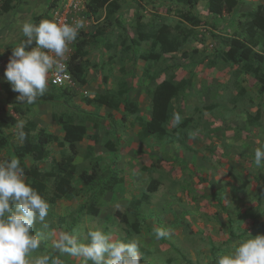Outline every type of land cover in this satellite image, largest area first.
Returning <instances> with one entry per match:
<instances>
[{
	"label": "rangeland",
	"instance_id": "374dc122",
	"mask_svg": "<svg viewBox=\"0 0 264 264\" xmlns=\"http://www.w3.org/2000/svg\"><path fill=\"white\" fill-rule=\"evenodd\" d=\"M57 2L14 0L12 10L0 14V52H3L0 60L9 57L11 49L26 40L20 25L25 21L38 24L42 20H50ZM254 2L264 5V0ZM121 3L118 19L122 26H116L109 35L114 47L107 49L104 43H97L87 48L88 54L90 52L86 78L89 87L78 84L76 89L67 90L73 95L68 104L65 99L38 105L24 104L27 115L20 118L14 115L19 120L18 125L37 121L40 127L62 138L60 125L52 119L54 113L75 117L77 115L73 113H81L80 109L93 113L96 110L86 105L85 99H92L103 92L100 81L105 83L104 76H111L118 82L125 80L129 97L140 113L127 115V121L123 123L126 129L130 128L124 134L129 139L122 137L124 143L120 145L121 150H117L119 161L115 164L117 176L122 177L123 182L116 188L115 194L106 193L101 199L97 217L88 214L79 220L82 233L76 237L83 241L88 230L100 229L124 242L136 239L140 244L141 264H215L217 255L232 251L242 239L248 238V234L253 237L264 234V167L258 168L254 163L256 148L264 145V94L260 91L259 82L252 75L243 73L240 65L226 63L219 57V51L224 47L218 36L222 35L225 27L215 29L208 19H202V24L195 28L194 35L179 52L164 55L157 63L141 58L136 63L127 60L132 53L125 57L118 41L124 30L135 36L138 23H142L143 31L150 33L164 20L178 29L188 26L179 20L181 8L173 5L169 11L165 0H121ZM159 12L166 15V19H156L157 16L163 17ZM104 15V10L97 13L87 11L85 17L91 28L79 31L73 53L77 42L88 39V35L103 25ZM234 30H225L223 34L233 35ZM178 32L175 31L176 34ZM196 43L202 46L198 48ZM194 49L202 52L200 58L205 57L206 62L215 59L216 66L209 68L206 63L196 66L191 59L182 57L183 51L190 53ZM152 51H158L157 47H152V41L136 48L138 55ZM151 75L163 76L151 84ZM171 76L178 81L191 79L192 84L173 103L176 114L168 124L169 136L161 141L149 138L140 142L134 137L132 129L138 115L150 118L151 102L145 95V89H153L157 83ZM107 85L114 87L115 82ZM108 107H103V110ZM0 114H13L1 93ZM123 114L122 109L105 110L107 117L100 118L102 125L97 130L89 123V133L97 137V142L91 152V146L87 144L90 138L81 143L84 152L80 150L77 158L79 170L91 171L97 155L103 157L102 166H108L106 154L112 151L105 148V143L116 142L115 136L122 130V125L118 124V127L113 119L121 121ZM258 114L261 118L255 120ZM18 125L6 131L13 141L16 140V130L20 128ZM52 147L53 158L36 164L42 171H51L56 160L68 154L65 148ZM84 155L92 160L84 158ZM5 159L13 158L2 152L0 160ZM152 180L159 181L155 192L148 191ZM75 185L78 188L82 186L78 178ZM90 191L86 188L81 198L60 200L59 205L50 204L48 222L54 231L42 241L39 249L30 254V264H35L36 258L44 255L53 259L58 256L61 264H83L82 258L57 253L52 248V241L64 232L60 229L59 217H66L70 223L68 216L75 214L77 206L89 198ZM145 195L149 200L144 201ZM137 200L142 201L137 210L141 214L138 218L127 210ZM116 211L127 213L131 223L138 221L140 231L136 233L122 223L115 216ZM156 229L168 230L169 234L158 240ZM37 230H41V225L34 226V232Z\"/></svg>",
	"mask_w": 264,
	"mask_h": 264
},
{
	"label": "trees",
	"instance_id": "16d2710c",
	"mask_svg": "<svg viewBox=\"0 0 264 264\" xmlns=\"http://www.w3.org/2000/svg\"><path fill=\"white\" fill-rule=\"evenodd\" d=\"M13 1H0V14L10 12L13 8ZM56 1L59 2L60 0ZM166 1L171 6L176 5L177 7H181L179 17L182 20L181 22H184L188 27L178 29L175 26L163 23L160 27L147 33L143 31L144 25L138 23L135 36H130L124 30V33L118 36V41L121 46L120 50L125 57L129 56V53H132L127 60L136 63L141 58L146 62L157 63L164 55L179 52L194 35L195 28L202 24V20L194 12L199 0ZM238 5L239 0H208L207 10L213 17L222 18L226 14H232ZM88 10L91 13L104 10L106 15L105 21L102 23L103 25L98 26L96 32L88 35V39L77 42L76 51L72 54L69 69L79 84L86 83L85 73L90 67V61L87 59V48L91 44L104 43V47L112 49L114 44L109 41V35L116 26H122L118 19V14L122 10L121 0H90ZM211 24L215 29L218 27L214 22ZM236 26L237 28L231 36L217 35L224 47V49L219 51V57L226 63L240 65L243 73L252 75L259 82L260 91L264 94V5L260 4L252 11L241 14L236 21ZM175 31L178 33L176 34ZM148 41H152V47H157L158 51L138 55L136 48ZM201 53L199 49H194L190 53L183 51L182 57L191 59L195 65L206 63L209 68H214L216 60L209 59L206 62L205 57L200 58ZM158 78L159 75H151V84L156 82ZM107 80L108 76H104V81L106 82ZM191 84V79L177 81L175 76H171L158 83L153 89L149 87L145 89L151 102V114L149 119H145L139 115L136 117L139 127L138 138L140 140L153 137L161 141L168 138V124L176 114L173 103L189 90ZM53 88L52 91H46L43 97H39L31 105L52 103L59 99H65L64 102L68 104L73 95L67 89L57 91V87ZM2 90L6 95V104L12 108L13 114L6 116L0 114V150L5 148L12 149L15 159H19L21 166L25 170L27 182L36 188L52 205L60 200L76 198L86 188L93 190L89 198L79 205L75 214L68 216L70 223L66 217H59L61 229L71 233L78 217L88 214L97 216L100 211L98 204L103 196L107 192L112 191L117 184L123 182V178L117 176L118 172L110 169L104 172L98 163L92 165L91 171H82L81 173H78V168L74 164L75 157L79 153L77 144L89 137L86 122L92 121L95 129L99 127V122L98 120L91 119L90 116L77 115L75 117L71 114L58 115L54 113L52 119L60 125L63 132L62 138L40 127L35 121L30 120L22 127V131L25 133L24 141L21 142L18 136L21 128L16 130V140L13 141L12 136L6 133V131L17 126L19 123L18 118L14 114L20 118L26 116L27 112L23 109L24 104H21L16 99L18 93L12 91L11 85L8 82L2 83ZM128 92L129 87L127 82L120 80L117 89L108 90L106 93L99 94L92 99L86 98L85 103L92 107H101L103 104L108 103L117 110L122 108L124 111L122 121H127V115L140 113V109L130 99ZM260 118L261 114H258L255 120H259ZM92 139L96 140V137L93 136ZM54 143L59 147H64L65 144H68L69 152L61 161L54 163L51 171L46 172L36 165L31 167L27 165V157H31L33 162H40L48 158V146ZM106 147L111 151L115 150V145L111 141L106 142ZM91 150L92 148L90 147V152ZM76 176L82 188H78L75 185ZM50 183L52 185L51 189L49 188ZM158 186L159 181L152 180L148 191L155 192ZM145 200H149L147 195L144 196ZM141 202V200L133 201L132 207L127 209L128 213L135 214L136 218L140 217L141 214L139 215L137 210L140 208ZM115 216L122 223L130 226L134 232L138 233L140 231L138 221L131 223L127 213L116 211Z\"/></svg>",
	"mask_w": 264,
	"mask_h": 264
},
{
	"label": "clouds",
	"instance_id": "9594fccd",
	"mask_svg": "<svg viewBox=\"0 0 264 264\" xmlns=\"http://www.w3.org/2000/svg\"><path fill=\"white\" fill-rule=\"evenodd\" d=\"M82 28V19L73 24L42 20L20 25L26 40L11 49L4 71L12 91L18 93V102L31 105L45 95L49 73L64 70L69 45ZM18 127L19 140L23 142V126ZM254 157L255 165L264 167V145L256 148ZM49 210V202L27 182L19 159L0 160V264H30V254L54 231L48 222ZM37 224L41 230L34 232ZM168 234L165 229L155 230L158 240ZM86 237L82 241L72 233L61 232L52 241V248L59 254L82 258L83 264H141L136 239L124 242L100 229L88 230ZM50 260L51 264H61L58 256L53 259L47 255L36 258L35 264H49ZM215 264H264V234H248L232 251L217 255Z\"/></svg>",
	"mask_w": 264,
	"mask_h": 264
},
{
	"label": "crops",
	"instance_id": "0c3cea01",
	"mask_svg": "<svg viewBox=\"0 0 264 264\" xmlns=\"http://www.w3.org/2000/svg\"><path fill=\"white\" fill-rule=\"evenodd\" d=\"M166 1V0H165ZM207 1L208 0H199L198 1V4H197V6H196V8H195V10H194V12H195V14H196V16L197 17H199L201 20L203 19H208L209 21H211V22H214V23H216L217 25H218V27L217 28H223V26L225 27L224 28V31H222V35H224V36H231L230 34H223L224 32H225V30L227 31H230V30H232V29H236L237 28V26H236V22H235V19L237 20L238 19V14H243V13H246V12H250V11H252L255 7H257L258 5H260V2L258 3L257 2V4H256V2H254V0H239V5L237 6V8L234 10V12L232 13V14H226V15H224L222 18H215V17H213L209 12H208V10H207ZM166 4H168V6H169V11L171 10V8L173 7V6H171L170 5V3L168 2V1H166ZM256 4V5H255ZM131 8V7H130ZM132 8H133V6H132ZM179 8H181V7H179ZM168 11V12H169ZM158 14H160V15H162V13H158ZM105 15H106V12H105ZM105 15H104V17H103V19L105 18ZM163 17H159V16H157L156 17V19H159V20H163V18H165L166 19V15H162ZM103 19H101L100 21H102ZM179 20L180 21H182L180 18H179ZM234 20V21H233ZM167 24V25H169V26H173L172 25V23H169L168 21H166V20H164V22H162V24ZM226 24V25H225ZM232 24V25H231ZM232 26V27H231ZM84 30L86 31L87 30V28L89 29V28H91V26L89 25V20H85V22H84ZM90 30V29H89ZM235 31V30H234ZM231 32V31H230ZM218 33H219V31H218ZM130 36H134L133 34L132 35H130ZM146 43V42H145ZM196 44H198V48H199V46H202V44L201 43H196ZM104 48H106V47H104ZM89 54H90V52H89ZM89 54H88V56H89ZM8 58L9 57H7V58H4L3 60L1 59L0 60V93L2 94V97H4L5 98V102H6V95H5V93H4V91L2 90V83H6L7 81H6V79L4 78V71H5V68H6V64H7V62H6V60H8ZM195 65V64H194ZM197 66V65H196ZM87 75H88V73L86 72L85 73V79L87 78ZM163 75H161V76H159V78L160 77H162ZM158 78V79H159ZM111 79V80H110ZM165 79V78H164ZM163 79V80H164ZM162 80V81H163ZM176 80H177V78H176ZM110 81V82H109ZM178 81V80H177ZM105 82V81H104ZM115 82V85H114V87H110L109 85H107V84H110V85H112V83H114ZM100 83L102 84V86H101V89H102V93H100V94H104V93H106V91H108V90H115V89H117L116 87H118V80L116 81V79L115 78H112L111 76H108V80L105 82V83H103L102 81H100ZM160 83V82H159ZM88 79L86 80V83L85 84H82V85H84L83 87L84 88H87V87H89L88 86ZM158 84V83H157ZM77 88V87H76ZM75 88V89H76ZM54 88H53V86H51L50 85V83L48 82V90L47 91H52ZM87 91V90H86ZM105 91V92H104ZM88 92V91H87ZM129 95V94H128ZM145 95L146 96H148L147 94H146V92H145ZM149 98V97H148ZM150 100V99H149ZM7 105V104H6ZM8 106V105H7ZM106 106H109L108 108H106V109H104L103 110V107H106ZM89 107H91V108H93V109H95L96 111L95 112H93V113H90V111H84V110H82V109H80L81 110V113H73V114H76V115H82V114H84V116H90L91 117V119H95V120H98V122L101 120L100 118H102V119H104V117L106 118L107 117V115H105V110L107 111V110H110V111H113V110H117V109H115V108H113L110 104H108V103H105V104H103L101 107H92V106H89ZM9 108H10V106H9ZM99 109H100V111H99ZM111 109H113V110H111ZM122 109V108H121ZM101 110H103V111H101ZM123 110V109H122ZM123 116V115H122ZM108 124H109V121H106ZM36 123H37V121H36ZM89 123L91 124L92 123V121H87L86 122V125H87V127H88V134H89V137H87V138H85L83 141H81V142H79L78 144H77V146H78V151H79V153H78V155L75 157V160H74V164L76 165V167L78 168V173H81L82 171H88V170H86V169H82V170H79V167H80V164H79V162L77 161V158H78V156H79V154H80V150H81V152H84V150L82 149L83 147L81 146V143H83L85 140H87L88 138H90V140L91 141H87V144H90V146H91V148L93 149V146L95 145V143L97 142V137H96V140H93L92 139V137L93 136H91L90 135V125H89ZM113 123L115 124V125H117L118 126V124H121L122 126H121V128L120 129H122V130H120V132H118V136L116 135L115 137H116V142L114 141H111L112 143H114V145H115V150L114 151H112L110 154H106V161H107V164H108V166L107 167H104V166H102V164H101V160H103L102 158V156H100V155H97L96 156V153L94 152V156H96V161L94 162V163H98V165L100 166V168L102 169V171H108L109 169L110 170H113V171H116L115 170V164H117L118 163V161H119V156L117 155L118 154V148H120L121 146V144L122 143H124L123 141L124 140H122V137H123V139L126 137V139L128 140L129 139V136L128 135H124L125 133H127V131H130V128H127L126 129V126H124L123 125V123L125 124L126 123V121H122V117H121V121H119L118 119L116 120V119H113ZM38 124V123H37ZM93 124V123H92ZM101 125H102V123H101V121H100V124H99V127L97 128V129H99L100 127H101ZM116 126V127H117ZM120 126V125H119ZM118 126V127H119ZM93 128H94V126H93ZM97 129H95L94 128V130H97ZM123 129H126V131L124 132L123 131ZM133 130V135H134V137L135 138H137L140 142L141 141H145V140H140L139 138H138V131H139V127H138V124H137V122H136V124H134V129H132ZM150 138H153V137H150ZM100 139H102V137L100 138ZM149 139V138H148ZM147 140V139H146ZM120 141V142H119ZM108 142V141H107ZM138 142V141H137ZM134 144L136 145V143L134 142ZM52 146H58L57 144H51V145H49L48 146V150H49V156H48V158H46L45 160H43V161H47V160H49L50 158L52 159L53 157L51 156V148H53ZM61 149H63V148H65L66 150H68V152H69V148H68V144H65V146L64 147H60ZM90 148V147H89ZM105 148H107L106 147V143H105ZM107 150H110V149H108L107 148ZM120 150H121V148H120ZM120 150H119V152H120ZM111 151V150H110ZM2 152H7V154L8 155H10L11 156V158H15V156L13 155V151H12V149L11 148H5V149H3V150H0V157H1V153ZM84 158H89L90 159V161L92 160V158L91 157H89L88 155H84ZM62 160V158H60V159H57L56 160V162H59V161H61ZM26 162H27V165L29 166V167H31V166H33V165H36L37 163H39V162H33L32 161V159H31V157H27V159H26ZM40 162H42V161H40ZM93 163V164H94ZM92 164V165H93ZM37 166V165H36ZM39 167V166H38ZM40 168V167H39ZM90 171V170H89ZM116 172H118V171H116ZM76 178H78L77 176H76ZM119 185H121V183H119V184H117L115 187H114V189L112 190V191H109V192H107V194H115V191H116V188L119 186ZM79 188H82V186L81 187H79ZM93 192V190L92 191H90V193H92ZM81 196H82V192L79 194V196L78 197H76V198H81ZM106 196V195H105ZM104 197V196H103ZM74 200H75V198H73ZM72 199V200H73ZM50 204V203H49ZM57 205H59V201H57V203H56ZM56 204H54V205H56ZM81 204V203H80ZM79 204V205H80ZM76 207V206H75ZM77 207H79V206H77ZM129 208V207H128ZM77 209V208H76ZM76 209H74V210H76ZM99 213H100V211H99ZM99 215V214H98ZM97 215V216H98ZM96 216V217H97ZM83 216H80V217H78L77 218V220L75 221V223H74V226H73V229H72V234L74 235V236H81V234L80 233H82V229H81V226H82V223L80 222L79 223V220L82 218ZM60 229H61V227H60ZM64 231V230H63ZM65 232V231H64Z\"/></svg>",
	"mask_w": 264,
	"mask_h": 264
},
{
	"label": "built area",
	"instance_id": "2783aa9c",
	"mask_svg": "<svg viewBox=\"0 0 264 264\" xmlns=\"http://www.w3.org/2000/svg\"><path fill=\"white\" fill-rule=\"evenodd\" d=\"M89 2L90 0H60L53 9L50 20L67 24H73L77 19H82L85 22ZM75 43L76 41L69 45V51L66 53V59L63 61L64 70L49 73L48 82L51 86L67 90H74L78 86L79 83L69 69Z\"/></svg>",
	"mask_w": 264,
	"mask_h": 264
}]
</instances>
